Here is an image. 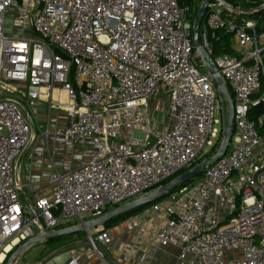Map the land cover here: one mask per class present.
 I'll use <instances>...</instances> for the list:
<instances>
[{"label": "built area", "instance_id": "2783aa9c", "mask_svg": "<svg viewBox=\"0 0 264 264\" xmlns=\"http://www.w3.org/2000/svg\"><path fill=\"white\" fill-rule=\"evenodd\" d=\"M183 1L0 0V255L144 197L207 153L219 134L222 99L193 51L195 17L206 0ZM242 3L209 2L198 35L231 92L227 151L150 213L165 221L154 235L157 248L194 264H264V115L250 119L264 103V95L253 98L264 87V9L242 10ZM7 14L16 16L17 38L5 34ZM221 29L240 59L212 58ZM55 89L67 107L53 102ZM159 94L167 97L160 124L151 109ZM41 96L49 110L65 112L64 141L99 148L78 167L52 174L29 210L19 197L16 158L31 124L19 102L34 107ZM49 134L47 127L43 137ZM86 240L84 251L102 259L96 243L107 247L111 237L99 231ZM68 251L66 264H78L80 251Z\"/></svg>", "mask_w": 264, "mask_h": 264}, {"label": "crops", "instance_id": "0c3cea01", "mask_svg": "<svg viewBox=\"0 0 264 264\" xmlns=\"http://www.w3.org/2000/svg\"><path fill=\"white\" fill-rule=\"evenodd\" d=\"M44 92V89L41 90L42 94ZM62 94L64 92L58 89L53 90V102H64L65 96ZM22 111L29 119L30 124L33 118L36 117L39 120L44 116L45 121L42 122L44 124L49 122L48 129L51 134H49L48 138L44 139V133H40L39 131L38 134L35 132L31 133L28 146L16 158L18 170L17 182L20 186L19 197L22 204L31 210L35 195L46 193V184L52 174L65 173L68 171L65 168L74 169L83 163V159L77 158L78 162L76 165L63 162L64 157L62 159L61 152L66 150L64 145L66 147L70 146L60 136L62 129L68 124V118L64 111L59 109L49 111L48 103L43 96L36 102L34 107L22 106ZM53 113L56 114L53 115ZM57 122L61 123L60 126L56 125ZM46 126L43 127V132H45ZM77 146H85L86 150L84 149L83 153L88 154V157L96 150L94 145L85 142ZM70 147L71 149L73 148V146ZM61 164H63L62 167ZM164 198L147 205V207L131 217L113 223L106 228L103 226L97 227L87 232L89 235L94 236L99 231H105L111 237L110 244L107 247H103L105 251V262H102L103 264H172L173 262H170L167 257L169 253L175 254L177 260L183 262L180 264L191 261L190 258H186L185 260L178 259L177 252L174 249H162L156 246L154 235L164 227L165 221L150 215V213L152 206L159 204ZM134 221L136 225H132ZM73 226L76 225L65 226L64 228ZM84 233L87 239V233ZM84 247L71 248H77L80 251L78 264H99L100 259L94 254L86 253ZM168 250L169 252H167Z\"/></svg>", "mask_w": 264, "mask_h": 264}, {"label": "water", "instance_id": "95a60500", "mask_svg": "<svg viewBox=\"0 0 264 264\" xmlns=\"http://www.w3.org/2000/svg\"><path fill=\"white\" fill-rule=\"evenodd\" d=\"M211 1H214V0H206L204 5L198 11L195 17L193 30H192V44H193V51L195 53L200 54V58H199L200 61L205 65L208 71V75L210 76L219 97L224 100L227 106V118H226V126H225L224 135L215 153L209 159L192 166L188 170L179 174L178 176L173 178L171 181L161 186L160 188L152 191L146 196L140 199H137L135 201L123 204L119 207H116L106 212L102 216L96 218L95 220L86 222L83 225H77V226L64 228V229H58V230H51V231L42 232L39 235L33 236L27 241L19 244L15 248V250L8 256V258L5 260L4 264H13L14 261L18 259V257H20L26 250L38 244H42L50 239L61 237V236L72 235V234H76L80 232H88L91 229L102 227L104 226V224H106L107 222H109L110 220L114 218H118L134 209L150 205L156 200L167 197L179 185L185 184L187 182H191L195 178L199 177L206 168L214 165L218 159L222 158L225 155L227 148H228V144L232 137V132H233V118H234L233 102H232V99H231V96H230V93L227 87L223 83L220 77V74L218 73L217 69L212 63L211 58L205 52L199 49V42H198L200 23L207 9L208 3ZM262 9H264V6H260L258 8V10H262ZM85 143L93 144L90 140L85 141ZM94 146L96 149L99 148L97 144H94ZM32 214L35 215L34 213Z\"/></svg>", "mask_w": 264, "mask_h": 264}, {"label": "rangeland", "instance_id": "374dc122", "mask_svg": "<svg viewBox=\"0 0 264 264\" xmlns=\"http://www.w3.org/2000/svg\"><path fill=\"white\" fill-rule=\"evenodd\" d=\"M15 17L16 16L15 15H12V14H7L6 15L4 31H5V34L6 35H8L10 37L17 38V37L20 36L21 33H20L19 28L16 26L17 23H15V19H16ZM263 95H264V87L262 89H260L255 94V96L253 98L255 100L256 99H261L263 97ZM166 101H167V97L165 95H162V94L156 95V96H154L152 98V101H151L152 120H154L158 124H160L162 122V115H163L162 109L166 105ZM19 104H20L21 110H22V106H26V104L24 102H19ZM262 107H264V104H263ZM49 111H54V110H49ZM54 114H56V113H53V115ZM263 115H264V112H263ZM226 118H227V106H226V103L224 102V100L222 99L220 112H219V114L217 115V118H216L218 120V122L221 123V126L219 124V125H215V127H214L217 130H219V134L217 135V138L215 139V141L212 143V146L207 150V153H205V155L203 157H201L202 158V161H205V160L209 159L214 154L216 148L219 146V143H220V141H221V139H222V137L224 135L225 126H226ZM42 121H45V117L44 116H42V118L39 119V120L36 117L33 118L32 119V123H31V131H30V133L35 132L36 134H38V131L40 133H44L42 129H44L43 127L45 125H47L46 126V128H47L49 122L47 124L46 123L44 124V122H42ZM53 123H54V121H53ZM60 124H61L60 122H57L56 123L57 126L58 125L60 126ZM54 128H55V126H54ZM32 129H33V131H32ZM44 139H46V138H44ZM70 146L69 147H66V145H64V147L66 148V150L61 152L62 159L64 157V161L63 162L69 163L71 165L72 164H75L76 165L77 162H78L77 161V158L83 159V162L86 161V159L88 157V154L86 155V153H83V150L84 149L86 150V147L85 146L78 147L76 145L72 149H71ZM62 165L63 164H61V167H62ZM65 169L66 170H69L67 168H65ZM151 192H149V193H151ZM74 224H76V223L73 222V221H71V222H68L65 225L66 226H72ZM86 243H87V240L86 241H82V242H77L76 240H73V242H70V244H72V245L70 247H67L66 250L60 249V250H55L53 252H49L48 251V253H47V250L42 245L44 243L38 244V245L33 246L32 248L26 250L20 257H18V259H16L14 261L13 264L34 263V262H36L37 260H39L41 258L42 259L43 258H52V264H66L67 260L69 259V255H68L69 251L68 250L70 248L74 247V246L75 247H81V246L84 247L86 245ZM96 246H97L98 252L101 255L103 261H101V259L98 257V255L96 253H94V255H96L97 258L100 259L99 260V264H103L105 262L104 261L105 251L100 246V244L96 243ZM14 250H12L11 252H9L4 257V261L1 264H4L5 260L8 258V256ZM167 252H169V250ZM167 257L170 260V262H173L172 264H180V263H183V262L177 260V257H176L175 254L172 255V253H169V254H167ZM90 264H93V263H90ZM184 264H194V263L192 261H187Z\"/></svg>", "mask_w": 264, "mask_h": 264}, {"label": "trees", "instance_id": "16d2710c", "mask_svg": "<svg viewBox=\"0 0 264 264\" xmlns=\"http://www.w3.org/2000/svg\"><path fill=\"white\" fill-rule=\"evenodd\" d=\"M263 3H264V0H243V3L240 4L239 6L242 7L241 8L242 10H248V9L258 8ZM183 4L189 5L190 4V1L189 0H184L183 1ZM247 16L249 17L251 15H247ZM247 16L246 15H242V17H245V18H247ZM216 34H217V37L213 41L214 51H213L212 58L227 54V55L235 56L236 58L240 59L241 58L240 57V54L231 47V44H230L231 36L225 32V29L219 30ZM227 89H228V91H229V93L231 95V92H230V90H229L228 87H227ZM263 104L264 103H261L259 106H257L256 108H254V111H253V113L251 114V117H250V119L252 121H255L256 118H257V116L263 114V112H264V107H262ZM258 131H260V132L261 131H264V125L261 126L260 128L258 127ZM217 148H216V150H217ZM200 162H202V158L199 159L197 163H200ZM183 172L184 171L180 172L179 174H181ZM188 183L189 182H187L185 184L179 185L173 192L179 190L180 188H182L183 186H185ZM145 207H147V206L139 207V208L134 209V210H132V211H130V212H128V213H126V214L118 217V218H114V219L110 220L109 222H107L106 224H104L103 227L106 228V227L112 225L113 223L119 222V221L124 220V219H126L128 217H131V216L139 213V211H141ZM63 228L64 227H60L59 229H63ZM73 240H76V241H86V235H85L84 232H80V233H76V234H72V235L61 236V237H57V238L50 239V240L44 242V244H42V245L44 246V248L47 250V253H48V251L49 252H53L55 250H60V249L66 250L67 247H70L73 244V243L70 244V242H73Z\"/></svg>", "mask_w": 264, "mask_h": 264}, {"label": "bare ground", "instance_id": "6f19581e", "mask_svg": "<svg viewBox=\"0 0 264 264\" xmlns=\"http://www.w3.org/2000/svg\"><path fill=\"white\" fill-rule=\"evenodd\" d=\"M63 96H65V94H62ZM60 105H64L65 107H67L69 105V101L67 100L66 96L64 98V102H59ZM9 248H6L5 252H8ZM11 252V251H10ZM4 255H0V263H2L4 261Z\"/></svg>", "mask_w": 264, "mask_h": 264}]
</instances>
